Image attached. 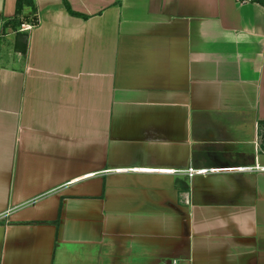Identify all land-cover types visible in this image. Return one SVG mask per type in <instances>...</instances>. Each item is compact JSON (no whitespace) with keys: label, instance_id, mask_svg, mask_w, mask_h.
I'll use <instances>...</instances> for the list:
<instances>
[{"label":"crops","instance_id":"obj_1","mask_svg":"<svg viewBox=\"0 0 264 264\" xmlns=\"http://www.w3.org/2000/svg\"><path fill=\"white\" fill-rule=\"evenodd\" d=\"M33 2L22 55L0 0V264H264V4ZM189 165L248 169L152 171Z\"/></svg>","mask_w":264,"mask_h":264},{"label":"trees","instance_id":"obj_2","mask_svg":"<svg viewBox=\"0 0 264 264\" xmlns=\"http://www.w3.org/2000/svg\"><path fill=\"white\" fill-rule=\"evenodd\" d=\"M252 1L264 4V0ZM65 6L68 11L73 13L67 3H65ZM24 8H29V12L25 13ZM37 20L36 8L33 0H16L15 15L3 24V32L6 28H10L15 32V39L12 46L14 51H18L22 55H25L27 49V33L20 30V25L28 23L34 26L37 24Z\"/></svg>","mask_w":264,"mask_h":264},{"label":"built area","instance_id":"obj_3","mask_svg":"<svg viewBox=\"0 0 264 264\" xmlns=\"http://www.w3.org/2000/svg\"><path fill=\"white\" fill-rule=\"evenodd\" d=\"M236 3L242 4L246 2H250L252 0H235ZM33 27L32 24L23 23L20 25L21 31H29ZM248 168H238V169H206V168H196L191 165L186 167L185 169H154L152 171L162 172V173H181L185 175V177L191 181V179L197 175H207L210 173H217V172H227V171H241V170H247ZM190 190V189H188Z\"/></svg>","mask_w":264,"mask_h":264}]
</instances>
